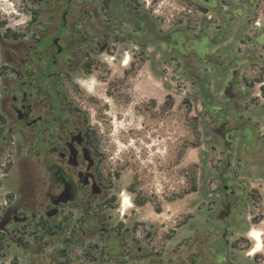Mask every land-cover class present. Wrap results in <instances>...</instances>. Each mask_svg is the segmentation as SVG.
<instances>
[{
	"label": "rangeland",
	"instance_id": "obj_1",
	"mask_svg": "<svg viewBox=\"0 0 264 264\" xmlns=\"http://www.w3.org/2000/svg\"><path fill=\"white\" fill-rule=\"evenodd\" d=\"M82 2L96 4L74 8ZM136 4L151 35L83 50L57 80L94 138L109 234L65 207L48 231L37 216L0 230V264H264V0ZM47 8L0 0V81L25 59L36 11ZM10 140L0 214L28 199L34 177L27 146Z\"/></svg>",
	"mask_w": 264,
	"mask_h": 264
},
{
	"label": "flooded vegetation",
	"instance_id": "obj_2",
	"mask_svg": "<svg viewBox=\"0 0 264 264\" xmlns=\"http://www.w3.org/2000/svg\"><path fill=\"white\" fill-rule=\"evenodd\" d=\"M36 12L42 19L34 24L25 59L12 63L9 74L2 68L0 81V157L2 145L14 142L10 137L22 140L34 177L27 200L16 197L3 207L0 230L37 216L36 222L48 231L67 207L80 211L88 229L109 234L101 226L107 182L94 138L57 80L65 64L79 60L78 53L95 47L103 52L111 38H130L133 31L151 35L152 21L137 9L136 0H96L93 7L82 2L79 8L73 0H48V8ZM12 53L7 57L11 62Z\"/></svg>",
	"mask_w": 264,
	"mask_h": 264
},
{
	"label": "bare ground",
	"instance_id": "obj_3",
	"mask_svg": "<svg viewBox=\"0 0 264 264\" xmlns=\"http://www.w3.org/2000/svg\"><path fill=\"white\" fill-rule=\"evenodd\" d=\"M121 203H122V206H123L124 208H125V207H129V206L131 205V203H130L129 199L127 198V196H124V197H123ZM122 206H121V207H122ZM121 212H122V211H121ZM252 237H253V236H252ZM256 239H257V238H256ZM257 242H258V240H257ZM258 250H259L258 248L253 247V248L250 249V253L255 254Z\"/></svg>",
	"mask_w": 264,
	"mask_h": 264
},
{
	"label": "trees",
	"instance_id": "obj_4",
	"mask_svg": "<svg viewBox=\"0 0 264 264\" xmlns=\"http://www.w3.org/2000/svg\"><path fill=\"white\" fill-rule=\"evenodd\" d=\"M261 89H262V91H263V90H264V87H261ZM135 203H136L137 205H141V204H142V202L137 201V200H135ZM156 211L159 212V211H160L159 208H157Z\"/></svg>",
	"mask_w": 264,
	"mask_h": 264
},
{
	"label": "water",
	"instance_id": "obj_5",
	"mask_svg": "<svg viewBox=\"0 0 264 264\" xmlns=\"http://www.w3.org/2000/svg\"><path fill=\"white\" fill-rule=\"evenodd\" d=\"M4 224H5L4 220L0 221V228H2Z\"/></svg>",
	"mask_w": 264,
	"mask_h": 264
},
{
	"label": "crops",
	"instance_id": "obj_6",
	"mask_svg": "<svg viewBox=\"0 0 264 264\" xmlns=\"http://www.w3.org/2000/svg\"><path fill=\"white\" fill-rule=\"evenodd\" d=\"M255 254H256V253H255ZM255 254H254V255H255Z\"/></svg>",
	"mask_w": 264,
	"mask_h": 264
}]
</instances>
